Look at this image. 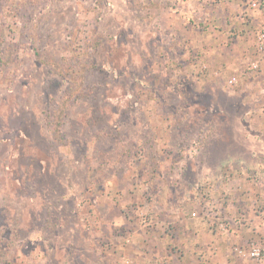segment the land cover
Segmentation results:
<instances>
[{
    "label": "rangeland",
    "instance_id": "obj_1",
    "mask_svg": "<svg viewBox=\"0 0 264 264\" xmlns=\"http://www.w3.org/2000/svg\"><path fill=\"white\" fill-rule=\"evenodd\" d=\"M183 1L0 0V264H264L263 27Z\"/></svg>",
    "mask_w": 264,
    "mask_h": 264
},
{
    "label": "crops",
    "instance_id": "obj_2",
    "mask_svg": "<svg viewBox=\"0 0 264 264\" xmlns=\"http://www.w3.org/2000/svg\"><path fill=\"white\" fill-rule=\"evenodd\" d=\"M194 1L195 0H187V2L183 1V7L186 9L187 6L188 9L194 11V14H199L201 11L200 8H196L197 6H191L196 3ZM180 2H182V0H180ZM216 7H213L211 5L207 6L210 11L211 9L219 10L222 14L231 15L232 17L237 16V20H234L233 18V20L231 21L232 23L230 22L231 26L233 25L232 27H234V25L237 24L238 21H240L241 24L238 22L236 27L239 28V26H241V28H243L246 32H248V28L250 29V26H260L263 27L262 30L264 29V6L261 8V10L256 11V9H252L249 6V0H238L237 4H235L234 1H230L228 4L227 2L226 4L222 3L220 5L218 4ZM244 16H249L251 18V25L244 22ZM227 264H238V261L227 262Z\"/></svg>",
    "mask_w": 264,
    "mask_h": 264
},
{
    "label": "built area",
    "instance_id": "obj_3",
    "mask_svg": "<svg viewBox=\"0 0 264 264\" xmlns=\"http://www.w3.org/2000/svg\"><path fill=\"white\" fill-rule=\"evenodd\" d=\"M254 6L259 8L264 6V0H257ZM259 49L264 51V29L257 36ZM242 254V252H240ZM249 258L254 261H261L263 259V251L260 248L253 247L252 250L248 253Z\"/></svg>",
    "mask_w": 264,
    "mask_h": 264
}]
</instances>
